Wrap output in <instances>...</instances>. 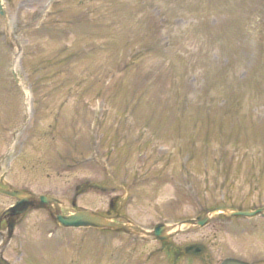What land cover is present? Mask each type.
Returning <instances> with one entry per match:
<instances>
[{
  "label": "rangeland",
  "instance_id": "374dc122",
  "mask_svg": "<svg viewBox=\"0 0 264 264\" xmlns=\"http://www.w3.org/2000/svg\"><path fill=\"white\" fill-rule=\"evenodd\" d=\"M0 4L7 187L59 200L64 215L89 210L144 229L217 207L264 209V0ZM12 204L0 196V215ZM193 243L206 246V261L179 254ZM226 258L264 264V219L214 215L205 228L159 245L62 230L30 211L0 264Z\"/></svg>",
  "mask_w": 264,
  "mask_h": 264
},
{
  "label": "water",
  "instance_id": "95a60500",
  "mask_svg": "<svg viewBox=\"0 0 264 264\" xmlns=\"http://www.w3.org/2000/svg\"><path fill=\"white\" fill-rule=\"evenodd\" d=\"M1 16H4L2 12H0ZM0 193L16 199V203L14 207L8 209L7 211L3 212L0 217V222L3 219L7 220V227H6V237H4L2 241V245L0 246V249L4 247V245L7 243L8 239H10L11 234L14 229V225L16 224V221L19 217H22L25 212L28 209H46L49 208L50 210V216L52 220L58 224L60 227L64 229H79V228H95V229H110L114 230L115 232L119 233H125L135 236H154L159 240L160 242H166L168 240L169 236L165 235V232L170 231L171 228H167L164 225H158L154 228L152 233H147L143 231L140 228L130 226V225H118L114 224L108 220H105L103 218H100L96 215L91 214L90 212H76L73 215L70 216H63L60 213V204L53 199L46 198V197H38L35 198L31 195H26L24 193H21L19 191H1ZM36 205V207H34ZM216 211H222L225 212L228 216H245V217H251L258 213H261L262 211H255V212H235L232 211L228 213V210L226 209H219V210H212L210 213H214ZM205 215H200L197 218V224L199 226H203L206 222V219L204 218ZM191 223V222H187ZM192 253L194 251H198L197 254L198 257H202L205 254V251L200 247H188L185 249V251ZM221 264H246L237 260L233 259H226Z\"/></svg>",
  "mask_w": 264,
  "mask_h": 264
}]
</instances>
